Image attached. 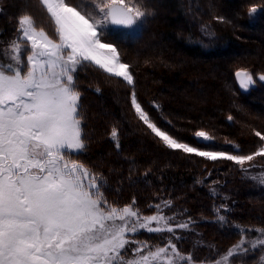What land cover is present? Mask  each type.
<instances>
[{
	"label": "trees",
	"instance_id": "obj_1",
	"mask_svg": "<svg viewBox=\"0 0 264 264\" xmlns=\"http://www.w3.org/2000/svg\"><path fill=\"white\" fill-rule=\"evenodd\" d=\"M156 1L142 0L149 15L139 33L129 30L132 39L123 28L109 30L122 61L131 65L133 86L92 65L77 73L85 148L72 156L100 175L102 191L114 204L135 200L150 215L156 204L170 200L166 215L173 211L192 221L188 230L175 233L182 237L174 241L181 251L194 253L197 261L216 259L241 239L239 228H264V188L231 161L213 162L166 148L137 118L131 93L158 126L190 145L228 152L239 145L243 154L254 152L260 144L254 131L264 132L256 125L264 121V85L242 93L235 72L245 69L256 76L264 69V0H204L201 17H223V22L211 21L213 43L197 37L184 0ZM37 5L38 0H0L4 44L17 35L16 17L33 14ZM252 6L261 7L253 18ZM39 12L43 14L41 6ZM37 21L43 25L39 14ZM113 127L119 130L118 147L110 136ZM198 130L214 140L201 141L194 135ZM253 163L264 166V157ZM217 210L226 222L218 220ZM137 238L163 245L172 234L141 231ZM254 261L255 255L239 262Z\"/></svg>",
	"mask_w": 264,
	"mask_h": 264
},
{
	"label": "snow or ice",
	"instance_id": "obj_2",
	"mask_svg": "<svg viewBox=\"0 0 264 264\" xmlns=\"http://www.w3.org/2000/svg\"><path fill=\"white\" fill-rule=\"evenodd\" d=\"M47 13L54 36L35 17L23 12L16 17V33L4 44L0 40V264H232V258L251 248L264 247V228L248 240L251 229L239 228L241 239L216 259L197 261L194 253L182 252L177 229L188 222L173 223L164 213L170 200L156 204L146 215L136 201L119 206L102 191L101 177L78 156L85 148L81 92L77 73L92 65L109 76L133 86L131 65L123 62L118 41L109 38V26L134 30L149 12L142 0H38ZM249 9V16L257 13ZM223 22V17H216ZM2 35V34H0ZM129 39L132 33H124ZM244 91L264 81L248 70L235 72ZM137 118L172 150L208 161H231L248 172L251 162L264 157V133L254 152L190 145L158 126L131 93ZM157 107V105H154ZM229 120L232 116L228 117ZM203 141L214 137L207 131L194 133ZM111 139L119 146V130ZM248 165L249 167H246ZM264 185V173L253 176ZM227 211V209H225ZM220 222L226 217L219 214ZM172 234L166 244L139 240L141 232ZM131 255H129V246ZM247 245V247H246ZM264 264V256L261 257Z\"/></svg>",
	"mask_w": 264,
	"mask_h": 264
},
{
	"label": "rangeland",
	"instance_id": "obj_3",
	"mask_svg": "<svg viewBox=\"0 0 264 264\" xmlns=\"http://www.w3.org/2000/svg\"><path fill=\"white\" fill-rule=\"evenodd\" d=\"M184 1H185V4H186V15L189 17V19L194 20V25H195L196 31L198 33L197 37L201 38L206 43H213L214 42V37H215L216 31H215L214 26L212 25L211 21L215 23L217 21V19H215L216 17L215 16L212 17L211 20H206L203 17H201L202 14L204 13L203 12V8H201L202 6H204V0H202V1L201 0H184ZM205 1L208 2L207 0H205ZM156 2L157 1L155 0V3ZM34 5H35V3H34ZM39 7H40L39 4L37 6H34V9H33L34 10V13L32 14L35 17V19H36L37 26H38L37 18H38V14H39V16L42 19L43 26L48 30V32H49L50 35L54 36L55 34H54L53 26L47 20V13H46V11H44L43 8L41 7V10H42V13H43V14H41L39 12ZM256 8H257L258 11H257L256 14H254L252 16V18L254 16H256L261 11V7L260 6L259 7H256ZM147 16H146V18H147ZM146 18L142 22H140V24L134 30H130V31H132V32L136 31L135 33H139L140 28H141V25L146 20ZM113 27H116V26H111L110 25L109 26V30L111 28H113ZM109 30H106V31H109ZM125 30H126L125 31L126 33H131V32H129V29H125ZM261 71H262L261 73H264V69H261ZM253 76H254V78H256L255 75H253ZM257 83H259V82H257V80H256V83L254 84L255 87L258 85ZM252 87L253 86H251L249 88V90H251ZM256 125L258 127H259V125L261 127H264V121H262V122L261 121H258ZM250 137L251 136H249V135H246L245 136V138H248L247 140H249ZM200 140L203 141L202 139H200ZM254 140L255 141L258 140V138L255 135H254ZM73 154H76V153H71V152L69 153L70 156H72ZM251 164L252 165H255V167H250V170L248 172H245L244 171L245 177L248 180H251L256 186L264 188V185H261L260 183H258L257 181H255V180L252 179L253 176H258L261 173H264V166H258L256 164H254L253 161L251 162ZM246 167H249V166L246 165ZM174 213L175 212H173V211H169V214H170L169 216H174L175 217V220L173 221V223L187 222L184 218H182V217H180V216H178L177 214H174ZM256 229L257 228H253L248 233V235H247V239L248 240H252V239H254L257 236V232L255 231ZM177 230L180 231L179 229H177ZM134 247H135V245H130L129 246V255H131L130 249L131 248H134ZM246 247H247V245H246ZM227 251H225L223 254H225ZM221 255H219L218 258ZM254 255H255V261L252 264H261V257L264 256V247L257 248L255 251H253L251 248H248V250L246 252L234 256L232 258V264H243L242 262H239V261L242 260V259H245L246 257L249 258V257L254 256ZM244 264H247V263H244Z\"/></svg>",
	"mask_w": 264,
	"mask_h": 264
},
{
	"label": "bare ground",
	"instance_id": "obj_4",
	"mask_svg": "<svg viewBox=\"0 0 264 264\" xmlns=\"http://www.w3.org/2000/svg\"><path fill=\"white\" fill-rule=\"evenodd\" d=\"M240 65V64H239ZM259 75V74H258ZM256 77H257V75H256ZM257 80V82H259L258 81V79H256ZM236 83H237V81H236ZM260 84H262L261 82H259ZM237 85H238V83H237ZM262 85H264V84H262ZM252 86H254V85H252ZM238 88H239V86H238ZM240 89V88H239ZM240 91H241V89H240ZM242 92V91H241ZM246 92V91H245ZM245 92H242V93H245ZM220 138V137H219ZM218 139V138H217ZM218 141V140H217ZM224 141H222L221 143H223Z\"/></svg>",
	"mask_w": 264,
	"mask_h": 264
},
{
	"label": "water",
	"instance_id": "obj_5",
	"mask_svg": "<svg viewBox=\"0 0 264 264\" xmlns=\"http://www.w3.org/2000/svg\"><path fill=\"white\" fill-rule=\"evenodd\" d=\"M257 77H258V75H257ZM235 79H236V77H235ZM237 81V80H236ZM259 82H261L262 84H264V81H260V80H258ZM238 83V82H237ZM238 86H239V83H238ZM239 88H240V86H239ZM241 89V88H240ZM241 91L242 92H245L243 89H241Z\"/></svg>",
	"mask_w": 264,
	"mask_h": 264
}]
</instances>
